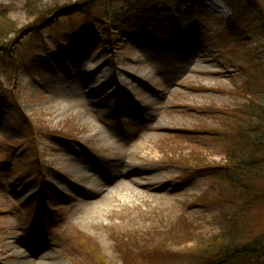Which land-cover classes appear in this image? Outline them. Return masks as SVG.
<instances>
[{"label": "rangeland", "instance_id": "obj_1", "mask_svg": "<svg viewBox=\"0 0 264 264\" xmlns=\"http://www.w3.org/2000/svg\"><path fill=\"white\" fill-rule=\"evenodd\" d=\"M116 1L113 27L103 0H0V264H124L119 241L165 228L140 260L197 264L196 241L175 236L212 237L223 220L230 249L264 241V139L229 160L215 132L251 125L236 114L264 82V36L248 51L224 27L235 5L264 33V0ZM237 163L220 194L189 169Z\"/></svg>", "mask_w": 264, "mask_h": 264}, {"label": "trees", "instance_id": "obj_2", "mask_svg": "<svg viewBox=\"0 0 264 264\" xmlns=\"http://www.w3.org/2000/svg\"><path fill=\"white\" fill-rule=\"evenodd\" d=\"M115 2L117 1L116 0L115 1L103 0L102 5H101L102 8L103 7L107 8L106 12L108 14L106 15V18L109 21L110 25L113 27L116 25L117 20L114 19L112 14H109L108 8L113 7ZM161 2H162L161 0H153L152 3H161ZM129 4L135 5L132 3H129ZM122 6H128V3L123 2L121 4V7ZM138 8L140 9V16L145 17V14L147 12L144 11V8L143 7H138ZM231 10L233 11V16L231 19L227 21L224 28H225L226 35L229 37L231 36L232 38L235 39L234 41L235 43L233 44H242V47L250 51L252 43H248L249 41L253 42V40L255 39V42L262 43L263 39H259L258 37H256L257 35L264 36V33H260V34L258 33L257 24L254 23V22L258 23V21L260 20L257 14L251 16V13H252L251 10L247 12L245 9H242L241 7L235 6V5L231 6ZM168 11H170L171 16L174 15V12L172 11V9L168 8ZM176 13L179 15L178 12ZM246 26H248V28L250 29L249 31L245 28ZM240 38L242 39L241 41H239ZM224 44L228 47L229 42H225ZM256 56L259 57L258 54ZM263 68H264V63L261 64V62L257 66L252 67V70L257 71L258 79L262 78V80H264V74L261 73V70ZM247 85L249 86V84ZM261 85H264L263 81H259L256 84H252L251 88L250 86L249 87L245 86L244 92H240V94L246 98V100L243 102V104H241L240 108L238 109L240 114H236L237 112L236 110L234 112L233 111L230 112L231 114H236L238 117H243L245 124H251V125H249L248 128L246 129H244V125H243L241 131L234 132L232 134L230 132H233V131H230V132L223 131L220 134H218V132L215 131L217 135H220V137L225 139L226 141L233 140L234 144L229 145L228 147L229 150H226V153L230 154V156L227 157L229 158V160L236 158L238 156L239 148L235 146L239 145V141L242 145H244L243 146L244 150H250L254 148V145L256 142L259 143L262 141V139H264V99H263L264 89L261 87ZM238 159H242V157H239ZM198 161L201 162L200 159ZM253 163L255 165L257 161L255 160L253 161ZM240 165L241 163H237V166L235 165L219 166L217 164H212V165H208L207 167H205L204 165H201L199 167L191 166L189 167V169H192L194 171V173L192 174H195L197 172H204L208 176V178H211L213 180L214 184L211 188L216 192V194H217V191H218V194H220V192L222 191L221 189L222 187L234 186L230 178H231L232 173H234L236 169L237 170L240 169L239 168ZM208 194H209L208 192H205L201 200L198 201L200 205L208 206V203H210L207 201ZM229 198L231 199L230 196H228V199ZM228 199L226 200L227 205L234 206L233 204H231L232 200L230 199L228 200ZM222 223H224L222 225V229L219 231V233H217L216 235L212 237H208L205 235L203 236L197 231V229L195 231H191V233L189 232L190 234L189 233L186 234V237H179L178 235H176L179 229L176 228L177 230H174L176 238L174 239L183 240L187 238L184 241L180 240L179 242L180 244H182V242L186 243L185 241L187 242L196 241L194 245L197 247V249L192 253L191 258H202L201 262L197 264H232L235 261L231 262V260L238 259V258H243V261L248 260L250 261V264H264V241L260 243H256L253 246L245 245L239 248L230 249L229 246L235 240L234 235L237 230L234 226H236V223L233 220L232 221L223 220ZM185 228L188 229L189 227L186 226ZM168 230L169 232L173 231V229L171 228H168ZM168 230H166L165 228L163 232H160L158 230V231H155L154 234H157L159 236V235H162L161 233H163V237L161 236L159 237L161 238V242H162L163 239H167L166 236L170 235ZM231 231H234V234ZM154 234H153V231H150V232H146L142 234H137L133 238L128 240L131 242V244H134L135 248H131V246L129 248L128 242H126L127 240L119 241L120 245L123 246V250L121 251H123L124 253L126 252L128 254V260L121 259L122 263L142 264V261L145 262V260H140L141 258L139 257L141 256L140 255L137 256L135 252H138L137 247L141 249V246L143 245L142 243H150L153 247H156L159 242V239L155 237L150 238ZM205 238H209V239H207L206 241ZM171 239H173V237L170 238V240ZM173 241L174 240H172V242ZM228 241H229L228 243L229 246H227V243H226ZM126 247H128L129 250L126 249ZM158 247H161V246H158ZM207 249H214V250L218 249V251L211 253L209 255H205L204 251ZM158 251L159 252H156V254L153 256L155 257L154 259H157L158 261H161V259L164 258L163 255L169 252L167 251L165 253L164 251H161L160 249H158ZM223 251L227 254V256L224 255ZM176 255L184 256L185 254L184 252H179Z\"/></svg>", "mask_w": 264, "mask_h": 264}, {"label": "bare ground", "instance_id": "obj_3", "mask_svg": "<svg viewBox=\"0 0 264 264\" xmlns=\"http://www.w3.org/2000/svg\"><path fill=\"white\" fill-rule=\"evenodd\" d=\"M203 2H206V3L208 4L207 0H203ZM204 4H205V3H204ZM207 4H206V5H207Z\"/></svg>", "mask_w": 264, "mask_h": 264}]
</instances>
